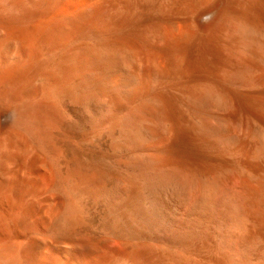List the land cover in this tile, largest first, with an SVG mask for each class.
Returning a JSON list of instances; mask_svg holds the SVG:
<instances>
[{"label":"bare ground","instance_id":"1","mask_svg":"<svg viewBox=\"0 0 264 264\" xmlns=\"http://www.w3.org/2000/svg\"><path fill=\"white\" fill-rule=\"evenodd\" d=\"M202 2L0 0V264H264V0ZM66 103L112 162L59 143Z\"/></svg>","mask_w":264,"mask_h":264},{"label":"rangeland","instance_id":"2","mask_svg":"<svg viewBox=\"0 0 264 264\" xmlns=\"http://www.w3.org/2000/svg\"><path fill=\"white\" fill-rule=\"evenodd\" d=\"M221 3H222V0H206V1L203 0L201 6L203 7V5H205V7H209L211 5H220ZM226 15H227V17L225 18ZM232 15H234L232 12H225V13H222L216 19L215 32L217 35H219V37L222 35V38H223V35H225V34L227 35L224 25L231 23V22H234L235 19H234V16H232ZM179 16L181 17V15H179ZM209 16H210V13L203 15L201 21L203 23L206 22L209 19ZM229 16H231V17H229ZM232 17L234 20L232 19ZM170 19L171 20L176 19L175 15L172 14L170 16ZM206 31L207 30L202 29L203 34L201 33V31L199 32V36L201 35L200 39H201L202 43L208 42V39H207L208 38V31H207V33H206ZM204 33H205V35H204ZM203 38H204V40H203ZM212 43H213V46L210 42V46H211V48H213L212 49V55H213V58L216 59L218 65L223 66V67L227 66V68H229V69H232V67H231L232 63H233V65L237 64L238 66H241V67H246L248 65L245 62V60L242 58L244 56L242 53H238L239 55H237V52H233V51L228 52L227 50L221 48V46H219L220 44L218 45V42H212ZM229 58H230V60H229ZM240 63H242L244 66ZM202 77L203 76L201 73V78ZM203 82H204V80L202 78V80L199 81V83H200L198 85L199 88H203V86H204ZM168 84L169 83H167V85ZM218 84H219V87H218ZM165 86H166V83L162 84V88H165ZM215 87H216V90L218 89L217 92L223 93V92L228 91V93H229V101H228L229 106H230V108H229L230 113L229 114H232L230 116L231 117L230 120H231V125H232L233 129L235 128V130H236L237 127H239L237 130H240L241 127L246 128V127L251 126L256 131L258 129V123L256 120H254L255 117L254 116H253L254 118L251 117V115H250L251 113L249 114L247 112L249 109L244 106V104L241 102L239 97L237 98L238 95L233 93V92H235V91H233V90H235V87L233 85L226 83L219 74H217L215 77ZM63 109H64V119H63L64 121H62L59 128H57L58 129L57 133H56V131L54 133H55V137H58V139L57 138L56 139L58 141L60 140L59 143L61 145L64 144L63 146L66 148L67 151L73 152L75 161L77 159H79V160H77L78 162L77 161L76 162L83 164V165L90 164L91 162L92 163L100 162L102 164H108V163L112 162L113 158L110 155L108 140L105 137V135L102 134L101 136H95V138L92 137L90 140L85 139L86 137L90 138V137H88V135H89L88 116L83 111H81L79 108H77L76 106H74L72 104H68V103L64 104ZM76 109H77V111H76ZM246 109H248V110H246ZM125 111L126 110L123 109V112H125ZM81 112H83V113L81 114ZM249 112H251V111H249ZM240 115H241V117H240ZM83 117H85V118H83ZM257 117H259V118H257L259 120L258 122L261 121L260 123L264 124V117H260V116H257ZM232 118H233V120H232ZM77 121H78V123L76 124ZM71 123H72V126L70 125ZM73 123H75V124H73ZM239 123H240V126L237 125ZM65 128H66V130H65ZM80 128H81V130H80ZM74 130H75V132H74ZM76 130H78V131L76 132ZM83 133H85V134H83ZM67 134H68V136H67ZM69 134H70V137H69ZM71 135H72V137H71ZM74 136H76V137H74ZM102 159L104 161H102ZM110 159H111V161H110ZM90 217H89V226L87 228H85V230H87L86 232H88L92 235H96V229H93V228H95V225H94L95 224V218H93L92 216H90ZM92 225H93V227H92Z\"/></svg>","mask_w":264,"mask_h":264}]
</instances>
